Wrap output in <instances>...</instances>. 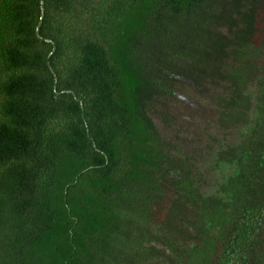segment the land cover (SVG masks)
<instances>
[{"label":"trees","instance_id":"1","mask_svg":"<svg viewBox=\"0 0 264 264\" xmlns=\"http://www.w3.org/2000/svg\"><path fill=\"white\" fill-rule=\"evenodd\" d=\"M0 264H264V0H0Z\"/></svg>","mask_w":264,"mask_h":264},{"label":"rangeland","instance_id":"2","mask_svg":"<svg viewBox=\"0 0 264 264\" xmlns=\"http://www.w3.org/2000/svg\"><path fill=\"white\" fill-rule=\"evenodd\" d=\"M210 114H211V116H213V115H214V113H213V112H211Z\"/></svg>","mask_w":264,"mask_h":264}]
</instances>
